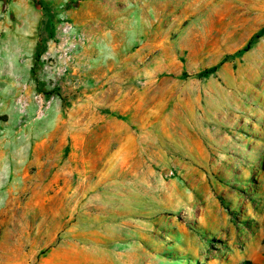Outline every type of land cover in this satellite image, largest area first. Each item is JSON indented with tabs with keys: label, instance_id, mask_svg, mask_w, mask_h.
<instances>
[{
	"label": "rangeland",
	"instance_id": "374dc122",
	"mask_svg": "<svg viewBox=\"0 0 264 264\" xmlns=\"http://www.w3.org/2000/svg\"><path fill=\"white\" fill-rule=\"evenodd\" d=\"M0 264H264V0H0Z\"/></svg>",
	"mask_w": 264,
	"mask_h": 264
},
{
	"label": "built area",
	"instance_id": "2783aa9c",
	"mask_svg": "<svg viewBox=\"0 0 264 264\" xmlns=\"http://www.w3.org/2000/svg\"><path fill=\"white\" fill-rule=\"evenodd\" d=\"M60 29H61V32H62V33L67 34V33H69L70 30H71V25H70V23H68V22H64V23L61 25ZM37 97H38V95H37Z\"/></svg>",
	"mask_w": 264,
	"mask_h": 264
},
{
	"label": "trees",
	"instance_id": "16d2710c",
	"mask_svg": "<svg viewBox=\"0 0 264 264\" xmlns=\"http://www.w3.org/2000/svg\"><path fill=\"white\" fill-rule=\"evenodd\" d=\"M259 33H257L256 35H255V38H257V37H259ZM250 44H251V41L250 42H248V44H247V46H246V48H248L249 46H250ZM213 69H207L206 71H204L203 73H208V72H211Z\"/></svg>",
	"mask_w": 264,
	"mask_h": 264
}]
</instances>
